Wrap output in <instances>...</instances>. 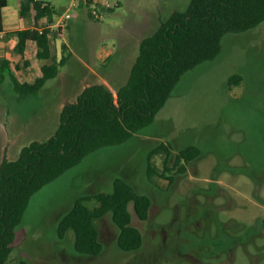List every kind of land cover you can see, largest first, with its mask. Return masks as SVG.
<instances>
[{
  "label": "rangeland",
  "instance_id": "obj_1",
  "mask_svg": "<svg viewBox=\"0 0 264 264\" xmlns=\"http://www.w3.org/2000/svg\"><path fill=\"white\" fill-rule=\"evenodd\" d=\"M47 1L55 12L46 22H57L53 54L71 55L41 90L20 94L13 76L20 81L35 77L44 60L37 57L34 42L21 58L16 33L7 34L12 43L5 57L11 68L0 79V162L54 134L64 105L87 85L104 83L117 90L127 82L142 38L190 2L111 0L115 11L96 19L79 0ZM16 2L9 0V6ZM234 73L242 79L231 87ZM167 141L174 152L194 143L202 153L171 184L148 178L146 171L148 153ZM163 158L162 153L155 157L160 169ZM117 177L152 198L147 220L139 219L130 204L132 223L144 233L143 245L121 249L109 212L95 220L103 251L77 252L73 230L64 238L57 235L59 220L79 196L111 191ZM21 259L33 264H264V21L245 32L227 33L220 54L184 74L153 123L125 142L90 152L35 192L16 227L10 255L11 261Z\"/></svg>",
  "mask_w": 264,
  "mask_h": 264
},
{
  "label": "trees",
  "instance_id": "obj_2",
  "mask_svg": "<svg viewBox=\"0 0 264 264\" xmlns=\"http://www.w3.org/2000/svg\"><path fill=\"white\" fill-rule=\"evenodd\" d=\"M18 1L21 17L28 18L31 26L11 32L17 35L15 50L24 58L28 43L34 42L38 47L37 57L44 60L40 73L30 80L21 82L13 76L15 90L30 94L56 77L71 53L65 52L60 58L53 54L54 30L46 27L50 22L46 19L53 17L55 8L49 1ZM8 4L9 0H0V32L4 29L2 11ZM90 4L91 0H79L81 7H88L90 17L100 19L89 8ZM114 11L113 5L104 13ZM263 21L264 0H190L185 9L172 11L152 33L142 38L127 82L117 90L104 83L87 85L75 101L64 105L54 134L46 140H33L25 145L15 159L4 157L0 162V264H33L27 259L11 261L10 255L16 227L22 222L35 192L90 152L125 142L136 131L153 123L184 74L220 54L227 33L245 32ZM42 26L45 28L40 32ZM62 28L59 25L57 29L61 31ZM63 47L66 49L65 44ZM17 67L21 69L19 64ZM6 68H11V60L4 56L0 58L1 80L6 78ZM241 79V74L234 73L228 83L232 87ZM160 153L164 154L161 169L155 162ZM201 154L200 147L194 143L174 152L170 141L160 142L147 155V176L166 178L171 184L176 175L185 173L188 163ZM130 204L139 219L149 218L151 196L117 177L111 191L76 198L71 209L59 220L57 235L64 238L73 230L77 252L100 254L104 243L95 220L110 212L119 228L117 245L126 251L137 250L144 243V233L132 223Z\"/></svg>",
  "mask_w": 264,
  "mask_h": 264
},
{
  "label": "crops",
  "instance_id": "obj_3",
  "mask_svg": "<svg viewBox=\"0 0 264 264\" xmlns=\"http://www.w3.org/2000/svg\"><path fill=\"white\" fill-rule=\"evenodd\" d=\"M2 14H3L4 29L3 31L0 32V58L5 56L7 52V48L12 43L11 41L7 40V37H6L7 34L17 29L31 26V22L28 18L21 17L20 5H19L18 0L14 6L10 7L8 4V6L4 7ZM30 79H26V80H30ZM24 81L25 80L21 82H24Z\"/></svg>",
  "mask_w": 264,
  "mask_h": 264
},
{
  "label": "built area",
  "instance_id": "obj_4",
  "mask_svg": "<svg viewBox=\"0 0 264 264\" xmlns=\"http://www.w3.org/2000/svg\"><path fill=\"white\" fill-rule=\"evenodd\" d=\"M91 3L92 4L90 7L92 9V12L95 15L100 16V17H102L105 14L104 13L105 9L113 6L111 0H91ZM65 17H66L65 19L58 21V23L60 24V23L65 22L70 17V14H67ZM56 25H57V22L56 23L55 22H49V24H47L46 27L54 30ZM44 28L45 27H43V26L39 27L40 32H42L44 30Z\"/></svg>",
  "mask_w": 264,
  "mask_h": 264
}]
</instances>
